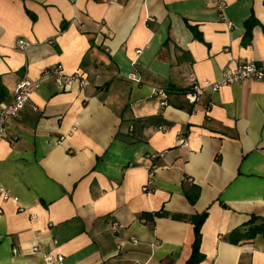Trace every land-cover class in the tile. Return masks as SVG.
I'll return each mask as SVG.
<instances>
[{"label": "crops", "instance_id": "crops-1", "mask_svg": "<svg viewBox=\"0 0 264 264\" xmlns=\"http://www.w3.org/2000/svg\"><path fill=\"white\" fill-rule=\"evenodd\" d=\"M251 61L264 0H0V107L39 80L0 138L18 198L0 197V264H186L202 212L198 264H264V232L246 235L264 219V80L190 100L191 74ZM56 65L87 86L60 88Z\"/></svg>", "mask_w": 264, "mask_h": 264}, {"label": "built area", "instance_id": "built-area-1", "mask_svg": "<svg viewBox=\"0 0 264 264\" xmlns=\"http://www.w3.org/2000/svg\"><path fill=\"white\" fill-rule=\"evenodd\" d=\"M213 6L216 7L219 11H222L224 7L225 0H211ZM19 48L24 49L28 46V43L24 40H18L17 42ZM45 75H51L54 77L56 84L60 88H66L77 84L81 88H85L88 84V80L86 76L79 72H74L71 74H67L64 72L62 66L56 65L52 66L46 71H44ZM191 77V94L190 100L191 102L198 101L200 97L209 89L211 92L218 91L221 87L236 83H245L250 80H264V65L257 63V62H246L237 64L233 68H228L222 71L221 75L214 81L206 80L203 83L196 82L193 75ZM136 77L134 76V79ZM139 80V78H136ZM39 84V80H29V79H22L19 81L13 91V96L11 99L3 103L0 107V138L5 134V125L9 118L14 117L18 114L20 109L24 106L26 101L29 98V95L32 91H34ZM154 93L161 98H166V92L164 89L156 88L154 89ZM163 105H166L167 102L165 99L161 101ZM179 142L181 145H187V140L184 134H180ZM151 178V173H150ZM151 180L148 181V183ZM148 190V184L143 187V191ZM0 197L2 200H7L9 198L13 199L14 201H18L16 196H12L8 190L0 184ZM16 249H13L15 252ZM32 252L40 251L39 248L33 247L31 249ZM45 259L48 261L49 264H52L53 261H61L62 256H56L53 258L50 254L45 255Z\"/></svg>", "mask_w": 264, "mask_h": 264}, {"label": "trees", "instance_id": "trees-1", "mask_svg": "<svg viewBox=\"0 0 264 264\" xmlns=\"http://www.w3.org/2000/svg\"><path fill=\"white\" fill-rule=\"evenodd\" d=\"M255 23H256V21L253 18H250L246 21V23H245V25H246V31H245L246 36L251 35L252 27L254 26ZM194 29L192 28V30L194 31V35L198 39H201L200 35ZM191 85H192V83H191ZM191 85H190V88H191ZM161 89H164V88H161ZM164 90L166 92L168 89L165 88ZM166 97H167V95H166ZM163 99H165V101L167 102L166 98H163ZM188 197L190 198L191 201H193V198H191L189 195H188ZM160 215H165V213H163V212H153V213L143 212L141 214V218H145L147 221L148 220L150 221L153 219L154 216H160ZM206 216H207L206 212H202V213L195 216V219H194V240H193V244H192V252H191V255L188 258L186 264H198L203 259V255L200 252V241H201L200 229H201V225H202L204 219L206 218ZM246 225H247L246 235H248L249 237H253L256 233L264 232V219L259 218L258 216H251L250 219L246 222ZM234 231H236V229Z\"/></svg>", "mask_w": 264, "mask_h": 264}]
</instances>
